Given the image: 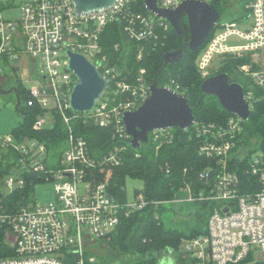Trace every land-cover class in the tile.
<instances>
[{"label": "built area", "instance_id": "built-area-1", "mask_svg": "<svg viewBox=\"0 0 264 264\" xmlns=\"http://www.w3.org/2000/svg\"><path fill=\"white\" fill-rule=\"evenodd\" d=\"M117 1L108 9L77 14L73 0H26L20 16L8 19L4 13L13 3L0 0V57L20 66L26 55L36 75L23 80L24 84L31 81L25 85L30 92L27 105L38 104L44 109L34 129L54 127L56 115L65 124L64 144L60 142L61 147L56 145L54 150L36 137L19 139L14 133H0V227L14 248L13 255L0 257V264L93 263L96 258L87 257L89 246L110 240L123 217L148 204L142 189L136 191L134 200L114 196L110 181L114 168L123 162L126 145H132L124 113L147 100L150 86L145 68L133 73L125 61L113 62L102 38L110 24L119 22L126 39L137 43L140 60L142 43L158 38L172 25L148 9V0ZM156 1L161 8L175 9L186 0ZM247 10L240 21L220 23L196 63L207 78L222 54L249 57L239 69L245 78L243 96L253 110L255 103L264 99V0H251ZM231 37L244 40V44H229ZM68 50L86 55L109 83L88 112L71 107L77 77L68 68ZM75 112L82 114L83 122L113 126L117 142L102 154L92 152L72 123ZM243 122L237 114L224 123L197 120L180 135L189 142L196 139L198 154L211 160V165L198 173L202 186L194 189L187 183L185 187L187 201L214 205L207 233L182 240L183 255L197 264L239 263L251 255L254 262L264 251V139L250 137ZM178 136L175 128L155 129L140 148L151 145L156 154ZM44 182L53 183L54 201L37 200V188ZM26 189H33L31 198L25 194L16 197Z\"/></svg>", "mask_w": 264, "mask_h": 264}, {"label": "trees", "instance_id": "trees-1", "mask_svg": "<svg viewBox=\"0 0 264 264\" xmlns=\"http://www.w3.org/2000/svg\"><path fill=\"white\" fill-rule=\"evenodd\" d=\"M221 1L214 0L212 4L222 14ZM250 1H246V9ZM245 14L239 15L238 20H234L240 21L246 16ZM181 25L185 29L183 36H179L174 27L169 26L167 31L160 32L158 38L144 41L142 43L144 47L143 57L140 60L137 57V43L126 39L119 22H114L107 27L102 38V44H104V49L111 53L113 62L119 59L121 62L125 61L129 71L138 73L140 68H145L147 85L151 86L156 80L159 86H170L187 96L198 121L224 123L231 116V113L224 110L216 96L205 95L201 89L205 78L199 72L196 60L208 41L198 51L191 50L187 45L190 32L186 16H184ZM219 25L220 22L212 31L209 39ZM117 43L121 44L118 49L115 48ZM182 45H184L183 58L164 67V54L168 51L177 50ZM217 59L219 60V68L210 76L227 72L231 82H239L245 85V78L239 66L249 62V57L222 54ZM3 60L6 64L11 65L10 70L14 75L18 100H20L17 109L24 118L11 133H14L19 139L36 137L44 140L51 150H54L60 142L64 144L65 124L59 116L56 115L54 127L34 129L35 121L44 114V109L38 104L27 105L30 92L19 76L21 67L11 64L7 59ZM75 114L76 112L72 114V123L77 132L88 141L92 152L102 154L117 142V138L114 137L113 126L105 127L90 121L83 122L81 121L82 114L73 116ZM243 124L250 137L264 139V99L255 103L250 118ZM175 130L179 134L176 141L163 144L156 154L151 145L143 146L140 149L134 148L130 143L126 145L127 147L123 151V162L114 168L110 189L114 196L125 200L128 198L127 178L140 179L148 204L144 209L135 211L129 217H123L111 239L106 240L107 243L116 247L125 256V259L118 261V259H110L107 256H99L97 261L92 264H162L159 259L160 254L167 250L176 253L178 264H197L194 258L183 255L181 251L182 240L207 233L208 221L214 205L200 200L188 201L182 206V210L192 217V222L191 220L185 221V226H181V223L170 225V216L168 215L169 212L176 213L170 201L187 196L185 191L187 183L191 184L194 189L202 186L198 180V173L211 165V160L198 154V141L196 139L189 142L185 138H181L182 130L179 128H175ZM138 190L135 189V192ZM18 192L16 194L18 198L23 194L31 198L33 189ZM156 202L159 204L157 205ZM13 253L14 248L6 241L5 231L3 227H0V257L10 256ZM253 259L254 256L251 255L246 260L231 264H249Z\"/></svg>", "mask_w": 264, "mask_h": 264}, {"label": "water", "instance_id": "water-1", "mask_svg": "<svg viewBox=\"0 0 264 264\" xmlns=\"http://www.w3.org/2000/svg\"><path fill=\"white\" fill-rule=\"evenodd\" d=\"M117 0H73L77 14H87L112 7ZM150 11L165 18L174 27L179 36L185 34L181 22L184 16L188 19L190 39L187 45L193 51L208 41V37L221 17V11L212 3L200 0H186L178 8L159 7L156 0L146 1ZM184 45L179 49L164 54L166 67L184 56ZM68 68L76 75L77 80L71 95V107L76 112L92 110L108 88V80L102 72L82 53L67 51ZM205 95L216 96L224 110L237 114L246 122L251 115V107L245 100L244 86L231 82L227 72H221L205 78L201 85ZM8 92H12L10 89ZM0 86V95L8 93ZM151 94L136 110L126 111L123 116L125 127L132 136L131 143L136 149L149 139V132L155 129L179 128L185 130L192 126L197 118L189 98L168 86H159L155 80L150 86ZM19 104H20V100ZM249 264H264V251Z\"/></svg>", "mask_w": 264, "mask_h": 264}, {"label": "rangeland", "instance_id": "rangeland-1", "mask_svg": "<svg viewBox=\"0 0 264 264\" xmlns=\"http://www.w3.org/2000/svg\"><path fill=\"white\" fill-rule=\"evenodd\" d=\"M13 3V8L8 9L5 11V17L15 19L20 16L21 6L22 3L26 0H11ZM247 0H222V8L223 12L219 19L220 23L231 22L234 19L238 20L237 18L241 14H245L248 10L245 8ZM234 20V21H235ZM228 43L231 45H241L244 44V40L240 38L231 37L229 38ZM244 57V56H243ZM10 66L6 64V62L0 57V86L3 90L9 91L10 86L15 85L14 75L10 70ZM21 70L19 72V76L22 80H25V76H28L30 79H34L36 76L34 71L32 70V61L26 55L21 57L20 61ZM219 68V60L217 59L213 64L212 68H210V74L214 71H217ZM210 76V75H209ZM208 76V77H209ZM205 78V77H204ZM25 82V85H30L31 81ZM18 105V97L17 94L14 92H8L6 94L0 95V133H11V131L19 125L20 121L24 119L22 117L21 112L17 109ZM146 147V145H144ZM126 189L128 199L134 200L135 198V189H142L143 183L140 179H134L128 177L126 180ZM36 198L41 203H48L55 200V190L54 185L52 182H44L41 183L36 191ZM184 198V197H183ZM188 201L187 199H181L175 202H172L171 205L175 208L176 213L169 212L170 225H178L181 223V226H185V221L192 222V217L187 215V212L182 210V206L186 204ZM8 240V239H7ZM6 240V241H7ZM10 242V240H9ZM8 242V243H9ZM11 243V242H10ZM182 246V244H181ZM88 258L94 256L97 258L99 256H107L110 259L114 260H122L125 259L116 247L112 246L110 243L104 241H95L93 244L89 246V253L87 254ZM159 259L161 260L162 264H178L176 253L172 250H167L160 254ZM95 261V262H96ZM94 263V262H93ZM88 264H92L91 262Z\"/></svg>", "mask_w": 264, "mask_h": 264}, {"label": "flooded vegetation", "instance_id": "flooded-vegetation-1", "mask_svg": "<svg viewBox=\"0 0 264 264\" xmlns=\"http://www.w3.org/2000/svg\"><path fill=\"white\" fill-rule=\"evenodd\" d=\"M12 90V92L16 93L17 94V97H18V93H17V86L16 85H12L10 86L9 90Z\"/></svg>", "mask_w": 264, "mask_h": 264}]
</instances>
